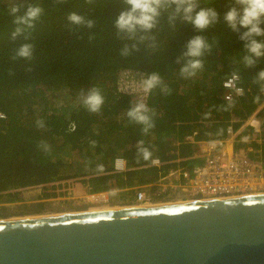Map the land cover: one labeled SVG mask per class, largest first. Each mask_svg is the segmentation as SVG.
Listing matches in <instances>:
<instances>
[{"label": "trees", "instance_id": "1", "mask_svg": "<svg viewBox=\"0 0 264 264\" xmlns=\"http://www.w3.org/2000/svg\"><path fill=\"white\" fill-rule=\"evenodd\" d=\"M33 3L43 9L35 28L12 40L10 33L15 25L9 9L20 5V15ZM205 6L209 5L202 0L201 7ZM210 6L221 16L226 10L225 0H214ZM124 8L122 0H94L92 4L85 0H65L60 4L55 0H0V111L6 116L0 118V191L70 178L61 172L65 166L75 169L72 177L78 176L74 164L48 159V150L40 146L42 141L55 145L59 138H67L72 152L91 162L86 174L91 175L87 179L88 190H108L116 156H122L127 167L149 163L150 160L138 157V140L143 139L153 156L168 160L174 156L172 139L176 138L180 141V155L186 156L190 149L182 142V136L189 130L190 121L212 122L207 129L198 123L202 127L198 137H221L231 117L244 119L263 100L264 95L252 81L256 72L264 68V59L253 68L244 67L239 62L243 55L241 42L222 20L199 33L213 44L212 50L202 57L203 69L195 77L183 79L179 75L183 60L176 61L196 30L179 22L173 30L162 14L157 27L146 34L154 37L155 47L150 46L153 41L146 39L137 44V51L121 56L123 45L134 43L118 37L113 26L116 15ZM69 12L92 19L94 26L88 29L69 25ZM25 42L33 45L32 58L13 60L14 49ZM154 71L171 92L156 88L148 94L147 106L155 111V127L144 135L142 126L129 122L126 112L133 103L132 96L119 92L117 83L123 75L139 78ZM233 72L251 90L234 99L235 106L224 111L221 106L227 100L222 98L221 81ZM92 87L99 88L104 96L98 113L89 112L81 101L72 107L63 104L49 110V99L59 91L71 93ZM257 95L261 101L254 103ZM36 104L41 106L37 112ZM209 111L211 115L205 119L204 113ZM259 115L263 118L264 137V105ZM37 120H43L45 127L38 128ZM70 124L75 125L74 131ZM159 170L143 167L130 172H134V178L139 174L140 183H147L157 178ZM125 194L118 193L120 197ZM7 197L17 199L18 193H8Z\"/></svg>", "mask_w": 264, "mask_h": 264}, {"label": "water", "instance_id": "2", "mask_svg": "<svg viewBox=\"0 0 264 264\" xmlns=\"http://www.w3.org/2000/svg\"><path fill=\"white\" fill-rule=\"evenodd\" d=\"M0 264H264V193L3 218Z\"/></svg>", "mask_w": 264, "mask_h": 264}, {"label": "clouds", "instance_id": "3", "mask_svg": "<svg viewBox=\"0 0 264 264\" xmlns=\"http://www.w3.org/2000/svg\"><path fill=\"white\" fill-rule=\"evenodd\" d=\"M65 0H55V3H64ZM94 0H85L86 4H92ZM125 5L113 21L118 37L134 41L131 44H124L120 50L121 56H128L137 51L138 43L146 39L153 41L151 47H155L154 37L149 34L160 22L162 14L166 15L169 27L173 30L177 23L190 24L197 32L184 45V50L177 63L183 60L179 69V75L183 79L193 78L203 69L204 61L202 57L212 50L213 44H210L202 34L210 26L215 25L221 20L224 25L241 42L243 55L240 57V63L246 68H253L258 61L264 59V0H225L226 10L221 14L212 6L214 0H203V3L209 6L201 7L202 0H122ZM20 12V5H13L9 9V15L13 17L12 23L15 27L10 33L12 40L24 35L35 28L36 21L43 13V9L38 3L29 4L23 14ZM67 21L72 26H83L91 29L94 26L92 19L86 18L76 12H69ZM27 40V36H25ZM215 43V41H213ZM33 55V45L25 42L16 47L13 51L12 59L17 58L30 60ZM237 79L233 75V80ZM258 85L261 94H264V68L256 72L252 81ZM160 88L161 91L170 94L171 89L163 83L162 77L158 72H151L142 79V89L147 96L154 89ZM237 95L243 94V89L236 88ZM227 104L221 106L224 111H228L235 106V101L231 96L227 97ZM261 96L253 97V102H260ZM81 103L91 113H98L104 104V96L97 87L90 88L86 94L82 95ZM211 112L204 113L207 119ZM126 116L131 123L142 126L141 132L147 135L155 127V111L147 106L141 99L131 104L127 110ZM38 128L45 127L43 120H37ZM70 130H75V125L70 126ZM93 145L95 141L92 142ZM40 146L49 150L50 146L46 142H41ZM137 154L144 161L153 159V152L145 146L143 139L137 142Z\"/></svg>", "mask_w": 264, "mask_h": 264}, {"label": "built area", "instance_id": "4", "mask_svg": "<svg viewBox=\"0 0 264 264\" xmlns=\"http://www.w3.org/2000/svg\"><path fill=\"white\" fill-rule=\"evenodd\" d=\"M233 75L237 79L233 80ZM143 77L123 75L118 80L117 90L131 95L133 103L142 99L147 104L148 95L145 96L142 89ZM221 87L225 100L229 96L233 100L238 99L251 90L250 86L240 83V77L235 72L222 79ZM237 87L243 89L242 95H237ZM263 105L264 99L244 119L231 117L223 135L217 138L198 137L202 128L198 123L207 129L211 121H190L189 130L182 136V142L190 149L186 156L180 155V141L175 138L172 139V146L175 147L173 158L161 160L153 156L143 166L127 167L126 160L116 156L110 173H125L143 167L161 168L153 181L140 183L138 174L133 182L135 185L122 190L132 203H157L162 202L159 199L164 197H174L175 201L203 200L264 191L263 118L259 115ZM0 118H6L2 111ZM111 196L112 192L107 190L87 191L83 198L91 204L104 206L109 205Z\"/></svg>", "mask_w": 264, "mask_h": 264}, {"label": "rangeland", "instance_id": "5", "mask_svg": "<svg viewBox=\"0 0 264 264\" xmlns=\"http://www.w3.org/2000/svg\"><path fill=\"white\" fill-rule=\"evenodd\" d=\"M10 2L16 0H9ZM107 83V86H110ZM90 88L81 89L74 92H67L65 90L59 91L56 96L49 99V110L52 108H59L63 106L72 107L82 100V95L86 94ZM264 99V98H263ZM64 104V105H63ZM63 105V106H62ZM41 108L40 104L34 106L37 112ZM77 154V153H76ZM72 152L70 144L67 138H59L56 140L55 145H50L47 153V158L51 160H63L65 163H72L77 167L78 176L72 177L75 173L73 167L65 166L62 168V173L69 175L70 178L66 180H56L49 183L27 186L19 188L17 193L23 200V208H10L11 214H7L6 218L35 216L41 214H53V213H73L77 211H95L108 208H121L129 206H137L140 204H131L129 197L119 196L117 193L123 189H129L133 187L134 172L125 173H111V177L114 178L116 185L112 186V196L109 205L97 206L91 204L83 198L85 192L89 191L87 178L91 175H86L90 172L91 162L85 160L83 155H76ZM264 191H255L253 193H244L240 195L260 194ZM238 196V195H237ZM36 198H40L41 207L37 205ZM183 201V200H177ZM161 203V202H159ZM39 209V210H37ZM36 210V211H35Z\"/></svg>", "mask_w": 264, "mask_h": 264}, {"label": "flooded vegetation", "instance_id": "6", "mask_svg": "<svg viewBox=\"0 0 264 264\" xmlns=\"http://www.w3.org/2000/svg\"><path fill=\"white\" fill-rule=\"evenodd\" d=\"M23 188V187H22ZM19 188L17 189H10V190H4V191H0V219L6 218L7 214H11L9 210H11L10 208H12L13 206H15V208L21 209V207L23 208V200L20 198L19 194H18V198L11 200L8 199L7 194L8 193H14L17 192ZM127 196V194H125ZM172 198V199H171ZM171 198H160L159 201H175L174 197ZM40 198H36L35 201H37V205H39ZM41 204V203H40Z\"/></svg>", "mask_w": 264, "mask_h": 264}, {"label": "bare ground", "instance_id": "7", "mask_svg": "<svg viewBox=\"0 0 264 264\" xmlns=\"http://www.w3.org/2000/svg\"><path fill=\"white\" fill-rule=\"evenodd\" d=\"M211 199H214V198H211ZM187 201H191V200H187ZM166 202H168V201L161 202V203H166ZM131 204H140V205H137V206H144V205H149V204H153V203H147V204L146 203H131ZM112 209H118V208H108V209H102V210H112ZM102 210H95V211H102ZM89 212H92V211H89ZM73 213H75V212H73ZM26 217H29V216H26Z\"/></svg>", "mask_w": 264, "mask_h": 264}, {"label": "crops", "instance_id": "8", "mask_svg": "<svg viewBox=\"0 0 264 264\" xmlns=\"http://www.w3.org/2000/svg\"><path fill=\"white\" fill-rule=\"evenodd\" d=\"M114 177V176H113ZM113 177H110L109 178V180H108V185H109V188H108V190L107 191H111L112 189V186H114V185H116L115 183H114V178ZM68 179V178H67ZM88 179V178H87ZM86 179V180H87ZM63 180H66V179H63ZM62 181V180H61ZM49 183V182H48ZM44 184V183H43Z\"/></svg>", "mask_w": 264, "mask_h": 264}]
</instances>
